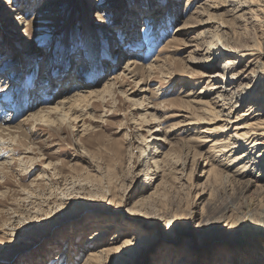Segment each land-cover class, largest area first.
Wrapping results in <instances>:
<instances>
[{"label": "rangeland", "instance_id": "1", "mask_svg": "<svg viewBox=\"0 0 264 264\" xmlns=\"http://www.w3.org/2000/svg\"><path fill=\"white\" fill-rule=\"evenodd\" d=\"M23 1L0 0V112L2 116H11L13 125H18L28 109L56 103L61 95L74 91L73 86L57 96L59 87L54 88L48 91L52 96L45 99L47 95L37 90L40 98L33 104L25 100L29 95L23 96L24 88L37 89L43 80H51L47 86H52L49 70L44 78L40 75L47 63L48 67L53 62L61 66L58 68L64 66L60 73L56 68L51 71L55 78L75 72L64 52L73 53L83 47L85 50V22L91 20L96 24L94 28L99 34L94 38L102 51L101 62L110 63L97 74L94 83L89 76L94 61L86 54L90 65H80L77 70L83 72L84 81L90 84L102 86L121 74L126 59L133 55L138 65L147 66L172 37L177 42L176 46L170 44L168 52L163 51L161 60L156 59L154 73L148 75L151 79L134 88L133 77L129 81L132 85H116L104 100L94 102L81 117L83 120L52 125L32 120L16 130V137L0 136V192L4 193H0V264H89L85 262L87 237L98 229L105 234L99 246H108L115 234H120L115 241L125 235L144 236L133 254L118 257L109 253L102 264H264V235H253L251 242L241 247L231 240L229 227L215 220L229 200L238 210L243 203L241 215L251 213L258 204L257 199L250 197L255 186L245 190L239 183L225 179L218 168H212L216 161L209 157L208 145L189 139L194 137L195 130L187 124L197 114L180 101L185 94L180 92L182 87L183 91H199L207 84L209 77H197L198 71H219L223 63L219 61L218 68L209 71L201 69L207 58L202 45L216 31L214 26L218 23L229 22L222 31L234 42L240 36L247 43L264 41V0H248L253 7L260 8L255 22L225 14L221 0H173V14L169 13L172 0H99V8H104L105 22L101 23L94 19V3H99L96 0H30L29 4ZM205 1L213 7L217 4L216 9L205 7L202 14L193 13L197 5L207 6ZM131 9L135 10L137 20L131 35L132 44L137 45L132 47L135 54L114 55L113 42H119V50L128 47L124 40L130 38H123V31L115 28V20L119 19L117 25H123ZM19 14L23 17L15 21L13 18ZM144 14L152 15V20ZM207 19L211 22L201 24ZM165 56L172 59L167 69L163 65ZM96 61L98 68L101 64ZM259 61H264L263 55L256 57V66L252 67H261ZM161 65L165 66L162 71ZM139 68L141 75L143 69ZM144 71L146 74L148 69ZM193 74L192 80L198 84L184 87L186 77ZM243 85L238 82V87ZM218 90H208L207 95L220 105L221 98L229 93L222 87ZM143 95L142 108L138 109L141 104H136L135 99ZM249 104L240 107V114ZM22 105L24 110L20 109ZM145 105L151 107L144 110ZM245 117L242 124L247 122ZM233 123H229L228 129ZM64 249L71 251L69 257L56 263V255Z\"/></svg>", "mask_w": 264, "mask_h": 264}, {"label": "bare ground", "instance_id": "2", "mask_svg": "<svg viewBox=\"0 0 264 264\" xmlns=\"http://www.w3.org/2000/svg\"><path fill=\"white\" fill-rule=\"evenodd\" d=\"M1 1L6 3L10 2V0H1ZM25 1L28 4L30 3V0H24L23 2ZM44 1L47 2L48 0H44ZM98 1L99 0H96V2ZM100 1L99 3L93 2L94 4H96L95 7H97L95 11L96 16L94 18L96 23L105 22L103 21L104 8H99L102 4L100 3ZM221 1L222 3L220 5L225 8V12H226L225 14L245 22H255L256 20L258 21V14L256 12L260 10V8L253 7L250 4V1L248 0H221ZM203 3H205L207 6L203 7L201 4H199L197 5V10L195 9L193 13H198L197 15H199L200 13L202 14V12H204V10L207 7L216 9L217 4L215 5V7H213L212 5L208 4L207 1ZM200 8H202V10H200ZM173 12H174V2L172 0V5H170L169 13L173 14ZM147 14H144V16H146L147 18L149 17V19L153 17L152 15L148 16ZM22 17L23 16H20L19 14L13 19L16 21L21 19ZM208 20L209 19L202 20L201 24L210 23L211 21ZM90 21L85 22L84 25L85 27L82 29L83 31L82 33L85 36V41L87 45V46L85 45L86 46L85 50L83 47L76 51L73 50V53H71L70 51L64 52L68 60L69 61L71 60V62L73 63L75 67V72L73 71L74 73H72L70 71V73L64 78L60 77L62 76V74L58 76L59 78L57 77L55 78L54 74H52L51 71H53V69L56 68L58 69V72L59 71L62 72L64 66L62 68H58L61 66L57 67V65L53 62V66L48 67L47 66L48 63H47L46 66L43 67V70L41 71L40 75L42 78H44V75L47 74L46 72H48L47 70H49L51 79L53 81L51 82L52 86L51 85L47 86L51 80L48 81L43 80L44 83L41 82L37 84L38 85L37 89L35 88L33 90L29 88L28 89L24 88L25 94L23 93L22 94L23 96L26 97L29 95L27 97L28 99L26 98L25 100H27L29 103L32 102L33 104V102H35L37 98H40L41 93H42L41 95H43L44 93L47 95V97L45 96V99H48L50 96H52L53 93L48 91H51V89L54 88L59 87L58 88L59 90L56 93L57 96L61 94L62 91L65 89L67 91L72 89L73 86L75 88L74 91L69 92L66 95H61L57 99L58 101L56 103L53 102L51 104H45V105L39 104L36 108L28 109L27 112H25L24 115L22 116V119L20 120L18 125L12 124V119L10 118L11 116L9 117L8 114L2 116L0 112L1 137H5L6 135L9 136L13 135V138L16 137L18 132L16 130H18V128H22L23 124L24 125L28 124L29 121L32 120L35 121L38 120L39 122H42V125H52L59 121L60 122L63 121L71 124H73V122L76 123L78 120H80L82 116L86 114V111L89 110L91 106L94 105L95 101H98V99L104 100L103 98L105 97V94L111 93V91L116 87V85L119 84V86H125L126 83L132 85V82L129 81L130 78L133 77L132 80L134 86L132 88H134L135 85H139V83H143L144 81L147 82V80L151 79L149 78V76H151L152 73H154L153 70L154 64L157 62V60L158 61L161 60L159 56L162 53L171 50L169 49L171 43H174V45L176 46L177 40L175 39V37H172V39L170 40L168 39L169 41L161 49L164 52L161 51L160 55H157L155 58L153 57L155 61L151 63L150 62L147 63V66L138 65V60L133 55L132 57L126 59L125 68L121 71V74L119 73L117 75H114V77H111L109 81L104 82L102 86L98 85L99 83L94 84L98 80V78L96 79L97 74L105 70V67H107L109 61L103 60L104 63L101 62L102 51H100L97 48V45L99 44L98 41H96L94 38L95 36H97L96 33L97 34L99 33L96 32V29L94 28L96 24ZM136 22L137 20L135 16V10L132 9L128 11V14L125 17L123 25L121 26L117 25L119 23V19L115 20L116 23L115 28L118 27L120 28V30L123 31L124 34L123 38H125L126 36H130V38L127 39L125 38L124 40V43L126 41L128 42V47L127 46H126L127 48L121 47L122 49L119 50H118L119 42L118 41L113 42L115 43V49L113 50V52L115 53L114 55H118V53H120L119 55L122 56L134 52L132 51V47L136 48L137 45L132 44L131 35L133 36V32L136 29ZM26 24L28 25L29 23ZM228 24L223 21L218 23L216 27L213 25L216 31L213 34L211 33L212 35L209 38V40L206 41L207 43L205 42L204 43L205 45L204 44L202 45L204 46V53L207 55V58H205L206 59L205 63L201 65V69L202 70L206 69L205 71H209L210 69L218 68L219 66L218 63L220 61L223 63L221 64L219 71L217 70L216 71L213 70L209 72L195 71V73L197 72L196 75L197 77L203 75L209 77V80H207L206 82L207 84L201 87L199 91H195L194 89L190 90L189 92L187 90L183 91L184 89L182 87L181 88L182 91L180 92H183V94L184 93L185 94L180 97L182 99L180 101L182 105H185L187 108L194 109L195 113L197 114L196 116L194 115L195 118L191 119V121H189V123L187 124L190 125L188 126L189 129L195 130L193 133L194 137H191L189 139L190 141L192 140V142L194 141L195 144L196 142L197 143L199 142L201 143V145L202 144L208 145L209 148L207 149V152L210 153L209 157H211L212 160L216 161L215 162L216 164H214L212 168L214 167L215 169L218 168L216 170L220 174L223 173L225 179H229L231 183H239L245 190H248L249 188L255 186L254 193L251 194L250 197L252 199L253 198L257 199L258 204L252 209L251 213L248 214L247 212L246 214L241 215L243 214V211L241 210L243 203L239 207L240 210H238L236 209L234 202L229 200L228 204L224 208V211L220 215H218V217L215 219L216 221L218 220L220 224H223L224 227L226 228L229 227V232H231L230 234L231 240H233L235 244H237L238 246L242 247L244 243L247 242V244H249L251 242L253 235L255 234L264 235V150H261L262 146L264 145V61L261 62L259 61L262 64L261 67H258V65H257V69L252 67V65L256 66L255 59L257 56L258 57L260 55L264 56V41L261 43L257 39L256 41L247 43L245 42L246 39L242 38L240 36L241 34L239 35L238 34L239 32H237V35H239L240 37L239 36H238L239 38L236 37V41L234 42V40L230 38L231 36L227 35L225 30L222 31V28L228 27L230 25ZM245 25L247 26V23H245ZM246 26L244 27L246 28ZM241 28L243 29V27ZM147 29H148V25L147 28L145 27L143 31L145 32V30ZM178 29H181V25L179 26ZM111 32L115 33V30ZM172 51H174V49ZM86 54L90 55L92 60L94 61L92 62L91 72L89 73V76H92L94 79V83L92 82L91 84L86 83L84 81L83 76L81 75L83 74V72L77 70V68L80 65H84L86 68H88V66L90 65V60H87ZM78 57H80V59ZM95 58L97 61L95 60ZM95 61L97 63L99 62L101 66L97 68L95 66ZM171 61L172 59L170 56L164 57L163 65L166 66V69L168 67L170 68V65H172ZM242 62L245 63L242 66H239V64H241ZM109 65L110 63L108 64V66ZM165 66L162 67L161 65L160 70L161 71L164 70ZM139 67H142L141 69H143L142 71H140L141 75L139 73V69H140ZM145 68L148 69V72L146 74H144ZM231 69H234L233 72L231 74H228V72ZM17 73L20 75L19 71L18 72L16 71V74ZM136 76L140 77L139 80L136 78ZM192 77H194V74L188 75L186 77V81L183 84L184 87L185 85L189 86V84L190 85L195 84L194 86L198 84L197 82L192 80ZM245 80H247L246 83H244ZM67 81L70 82L66 83ZM239 81L240 84H244L243 88L238 87ZM86 87H88V89ZM218 87H222V89L228 91L229 93L227 95H224L223 98H221L223 102L220 105L217 104L218 101H214L208 98L207 95L208 94L207 91L213 89L217 90L218 93L219 92ZM37 90H40L41 93L39 92L40 93L39 94ZM136 90L133 91V94L137 93ZM218 96L220 95H216V97ZM143 97L144 95L141 98L135 99L136 104L137 103L141 104L138 105V109L142 108L141 106L143 105L142 104ZM226 99L229 101L226 102ZM232 99H235L233 103H232ZM249 102H251V104H249L248 108L245 109L243 114L242 113L240 114V107H242L244 104H248ZM227 104L229 105V107L226 108ZM238 104H240L239 107H237ZM9 106L8 108H11ZM218 106L222 108L217 109ZM147 107H151V106L145 105L144 110ZM24 108L25 105H22V107H20V109L23 110ZM226 109L229 111L227 114L223 112ZM152 113L150 114L153 115ZM234 113H237L236 116L233 115L232 117H230V115ZM250 115H252V117L248 119L247 117ZM222 116H227L228 120L221 119ZM243 117L247 119V122L242 124ZM82 118L81 120H83ZM221 120H226V121L223 124H218ZM232 122H234L233 123L234 125L228 129L230 125L229 123ZM228 130L233 131V133L229 134L227 132ZM0 167L2 168L3 166ZM211 172H213V170ZM1 194L4 195V193ZM229 212L231 213L227 215V213ZM101 231L102 229L95 230L87 237V245L89 246V248H86L85 262L87 263L89 262V264H102L104 262L103 259H105L109 253L110 254L114 253L118 257L124 254H133L135 248L138 247L139 242H141L144 239V236L137 234L132 236L125 235L121 237L119 241H115L120 237V234L119 235L115 234L113 237L114 241L111 242L108 246L105 245L99 246V241H101V239L105 235L104 232L102 233ZM70 253L71 251L68 249H64L58 252L55 260L56 263H61L65 261L66 260L65 258H68ZM232 258H234L233 254H231V260Z\"/></svg>", "mask_w": 264, "mask_h": 264}]
</instances>
